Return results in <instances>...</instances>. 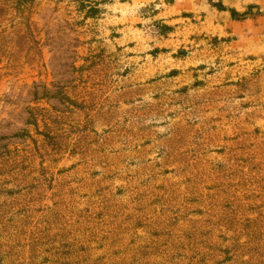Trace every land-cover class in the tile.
<instances>
[{"label":"rangeland","instance_id":"rangeland-1","mask_svg":"<svg viewBox=\"0 0 264 264\" xmlns=\"http://www.w3.org/2000/svg\"><path fill=\"white\" fill-rule=\"evenodd\" d=\"M219 3L0 0V264H264V55Z\"/></svg>","mask_w":264,"mask_h":264},{"label":"crops","instance_id":"crops-1","mask_svg":"<svg viewBox=\"0 0 264 264\" xmlns=\"http://www.w3.org/2000/svg\"><path fill=\"white\" fill-rule=\"evenodd\" d=\"M214 6L202 5L212 27L219 36H230L229 49L240 50L256 57L264 55V0H219ZM196 9V8H194ZM231 11L235 14L232 16ZM229 50V51H230ZM243 55V53H242Z\"/></svg>","mask_w":264,"mask_h":264},{"label":"trees","instance_id":"trees-1","mask_svg":"<svg viewBox=\"0 0 264 264\" xmlns=\"http://www.w3.org/2000/svg\"><path fill=\"white\" fill-rule=\"evenodd\" d=\"M231 14H234V12H233V11H231Z\"/></svg>","mask_w":264,"mask_h":264}]
</instances>
